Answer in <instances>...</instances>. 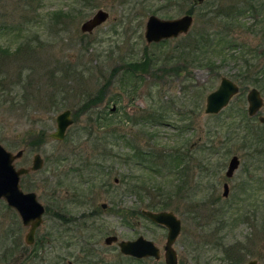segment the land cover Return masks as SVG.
<instances>
[{"label": "rangeland", "instance_id": "1", "mask_svg": "<svg viewBox=\"0 0 264 264\" xmlns=\"http://www.w3.org/2000/svg\"><path fill=\"white\" fill-rule=\"evenodd\" d=\"M206 1L218 0H203ZM220 1L226 4L236 0ZM122 2L78 0L73 4V0H0V144L13 152L24 149L22 158L16 161L17 166L30 165L35 153L43 157L42 168L24 176L21 188L36 192L39 201L49 204L48 214L36 230L35 245L27 246L23 239L26 230L18 216L0 200V264L117 263L123 255L115 243L104 244L103 239L108 234H115L119 239L142 235L160 248L158 261L152 258L143 263L123 260L124 264H164L162 247L166 228L134 213L136 206L145 209V201L139 202L136 196L127 194L122 199L126 209L111 204L118 201L123 190L122 174H143L141 165L127 170L119 168L112 160L99 163L88 186H83L85 190L78 191L74 197L69 178L64 174L56 187L60 204L53 194L46 196L39 179L43 174L70 171L86 158V161L93 160L102 146H96V140L101 139L105 144L104 135L127 136V139H118L115 152L130 144L141 150L156 144L159 151L163 150L162 146H177L183 139L175 136L177 132L170 123H187L193 129L182 133L189 142L191 155L187 158L188 173L179 193L180 198L186 197L185 191L190 196L180 200L178 212L172 210L181 220V231L173 244L179 264H230L229 261L239 256L235 252L234 256L227 257L216 249L193 252V242L199 240L200 229L189 206L202 205L199 195L191 198L197 184L202 186L199 189L207 188V194L213 193L220 202L236 199L237 187L246 182L248 171L251 184L261 191L259 194L256 191V197H261L263 207L259 206L261 210L247 223L232 229L229 242L237 244L242 254L239 264L249 259L264 264V230L258 226L264 211V141L259 144L242 141L241 127L228 142L218 134L210 136L219 122V115L222 117L231 110L246 113V93L252 86L241 89L220 113L206 114L207 94L218 87L222 76L231 78L228 71L232 67L229 63L213 66L211 55L192 46L198 29L207 28L209 15L201 10L203 2L196 5L192 0H173L165 7L167 2L148 0L144 6L150 10L136 12L128 10ZM205 5L212 12L214 7L210 3ZM100 8L109 12V19L91 34L82 33L81 24ZM188 12H192L193 23L186 34L164 42H146L144 24L149 14L172 19ZM219 26L221 23L214 19V30H221ZM142 61L144 67L137 73L129 75L126 72L128 63ZM155 84L158 86L154 87ZM100 91L104 96L100 103L88 111L81 107L88 97ZM261 96L263 105L258 114L264 115L262 92ZM150 108L163 113V123L152 126L139 119L142 111ZM64 109H70L75 119L64 141L58 144L46 138L39 143L42 134L54 131L55 118ZM107 112L114 127H105L104 131L98 116ZM247 123L252 132L264 133V124L258 122L257 116ZM146 132L157 135L155 143L149 141ZM210 144L215 151L207 154L205 151ZM59 152H69L71 156L55 170L53 161ZM78 152L82 155L74 157ZM232 155H237L240 164L233 176L226 178V166ZM162 180L169 182L170 178ZM224 182L229 185L227 198L222 197ZM103 203L107 206L105 209L101 207ZM8 228L11 229L9 236ZM85 233L92 235L89 237ZM17 242L19 246L14 253L9 252L1 258L4 248ZM219 244L220 241L211 240L209 247ZM85 245L86 253L82 251ZM34 246L38 250L36 254Z\"/></svg>", "mask_w": 264, "mask_h": 264}, {"label": "trees", "instance_id": "2", "mask_svg": "<svg viewBox=\"0 0 264 264\" xmlns=\"http://www.w3.org/2000/svg\"><path fill=\"white\" fill-rule=\"evenodd\" d=\"M77 1L78 0H73V4H76ZM83 1L84 0H82V2ZM147 1L148 0H123L122 3L127 5L128 10L136 12L140 9L150 10L148 6H144ZM162 1L167 2V0ZM171 1L167 2L164 6L168 7ZM207 3H210L214 7L212 9L214 14L207 10V5H205ZM200 7L202 11H205L209 15L206 21L207 28L198 29L192 46H194V48H201L203 54L211 55L214 59L212 62L213 66L218 65L222 67L226 63L231 64L232 68L228 71L229 76L240 85V90L246 89L247 86H252L259 89L264 95V0H236L235 2L231 1L226 4H222L220 0L213 2L206 1L203 2ZM214 19H217L218 22L221 23V30H214ZM143 64V61L130 62L126 66V72L129 75H133L137 73L138 69L144 67ZM157 86L156 84L154 85V87ZM103 97L100 91L97 95L91 98L88 97L81 107H86L88 111L100 103ZM234 112H236V114H234ZM106 114H108V112L105 114L101 113V115L98 116V121L101 124L100 128L104 129V131L105 127H114ZM218 117L219 122L214 126L215 130L211 132L210 136L216 137V134H218L225 142H228L233 136L234 131L241 127L244 131L239 132L243 133L241 135L242 141L251 144H259L264 141V133H254L252 132V128L248 127L247 122H250L254 117H249L245 111L231 110L222 117L220 115ZM237 117H239L238 121H236ZM139 119L144 122H150L152 126H156L163 123L165 116L163 113L156 112L150 108L149 110L142 111ZM169 125H172L175 132H177L175 136L183 139V142L177 144V146H173L172 144L171 146H162L163 150L159 151V149L156 148V144L154 147H149L148 150H141L130 144L127 146L125 145V147L121 146L123 148L115 152L118 148L116 146L118 139H127V136H121L120 134H114L112 136L104 135L102 138L105 140V144H103L101 139L96 140V146L102 145L99 147L98 153H96L98 154L97 157H93V160L90 161H86L87 158L85 160L79 158L81 162L70 171L63 170L60 173L43 174L39 179L41 187L46 196L48 194L50 197L51 194H53V197H55L57 201L56 187L61 182V177L64 174L69 178L68 184L71 187L72 196L74 197L78 191L85 190V188H82L83 186H88L96 173L97 164L99 163L112 160L119 168H126L127 170H133L141 165L142 167H140V169L144 172L143 174L140 173L138 176L126 175L125 173L122 174L121 182L124 186L123 190L120 193L118 201H112L111 204L126 209L127 207L124 206L122 199L127 194H133L137 197L139 202L145 201L143 204L145 209L173 210L178 212V203L180 200L190 196V194L188 195L185 191L186 197H179L181 195L179 194L181 188L184 186V178L188 173L189 160L187 158L191 155L188 148L189 142L186 138L182 137V133L189 132L187 130L191 131L193 129L189 127L187 123H170ZM210 131H208V133ZM146 133L149 141L155 143L157 135L151 132ZM252 150L254 153L255 150ZM214 151V146L210 144L208 145V151H205V153L212 154ZM253 153L249 154L253 155ZM58 154V158H54L53 161L55 170L59 167V163L68 160L71 156L69 152H59ZM80 154V152H78V154L75 153L74 157ZM102 160L104 161L102 162ZM249 172L250 171L247 172L246 182L237 187L239 189L235 195L237 198L233 199L236 200V202H233V200L229 201L228 199L220 202L213 193L207 194V188L199 189L202 188V186L196 185V191L191 194V198H197L199 195L202 197L199 199L202 205L193 204L192 207L189 206V209H192L195 213V222L200 229L198 234L199 240L193 242V252L197 251L198 253V251L200 249L203 250V248L206 252H211L216 249L220 254H224L227 257H230V255L234 256L236 252L239 256H235L229 261L230 264H239L240 261L242 262V254L239 252L237 244H231L229 242L230 233L232 229L239 224L247 223V221L252 218V215H256V213L261 210L259 206H261V208L263 207L261 204V197H256V191H258V194L261 191L258 187L251 184L252 179L248 178ZM149 176L152 177L153 180ZM53 177L55 179L51 181ZM165 178H170L169 182L162 180ZM51 183L53 184L51 185ZM114 197L115 195L113 196L115 200ZM57 202L60 204V200ZM61 205L64 207V204ZM141 209H143L142 206H136V208H134V213L141 216ZM48 211L49 208L46 207V212ZM263 212L264 211L260 214L258 226L264 230ZM99 230H101V228H99ZM84 235L90 237L92 234L85 233ZM211 240H214L216 243L220 241L219 246L209 247ZM233 247L235 250H232ZM85 250L87 249L85 248ZM123 260L136 263H143L145 261V259L121 256L117 263L110 264H124L125 261L123 262Z\"/></svg>", "mask_w": 264, "mask_h": 264}, {"label": "water", "instance_id": "3", "mask_svg": "<svg viewBox=\"0 0 264 264\" xmlns=\"http://www.w3.org/2000/svg\"><path fill=\"white\" fill-rule=\"evenodd\" d=\"M194 3H201L203 0H193ZM109 18V12L98 9L90 18L85 20L80 30L84 34H91L94 29L102 25ZM193 22L190 14H184L173 19H161L154 14H149L145 21L144 38L147 43L159 42L164 39L174 38L186 34ZM239 91V86L228 77H221L218 87L211 91L205 99L206 114H217L227 106L230 99ZM247 114L255 116L263 105L260 91L251 87L246 94ZM258 121L264 124V115H258ZM73 123L71 111L66 109L56 116V128L49 134L55 140H62L66 129ZM23 149L15 152L7 150L0 144V199L15 209L21 218L24 226L28 228L25 234V242L32 244L35 241V230L43 220L44 205L37 198L34 191H24L20 186L21 176L36 172L42 168L43 158L39 153L33 155L29 166L16 167L14 162L21 158ZM239 158L232 155L227 163L225 176L231 178L239 166ZM229 193V186L223 183L222 196ZM105 206V204H103ZM141 214L151 222L162 225L167 229L165 243L163 245L165 264H178L177 253L173 243L181 230V220L172 211H153L142 209ZM105 245L115 243L121 254L136 259L147 257L160 258V249L150 239L140 235L135 239H119L116 235L110 234L104 237ZM244 264H257L256 259H251Z\"/></svg>", "mask_w": 264, "mask_h": 264}, {"label": "flooded vegetation", "instance_id": "4", "mask_svg": "<svg viewBox=\"0 0 264 264\" xmlns=\"http://www.w3.org/2000/svg\"><path fill=\"white\" fill-rule=\"evenodd\" d=\"M147 19V18H146ZM175 38V37H174ZM170 39V38H169ZM165 40H167V39H164V40H161V41H159V42H164ZM159 42H157V43H159ZM150 44V43H149ZM70 110V109H69ZM71 111V110H70ZM58 115V114H57ZM71 118H72V120H73V122L75 121V119L72 117V111H71ZM55 123H56V118H55ZM73 124V123H72ZM71 124V125H72ZM70 125V126H71ZM69 126V127H70ZM68 127V128H69ZM55 128H56V126H55ZM67 128V129H68ZM67 129H66V131H67ZM65 131V136H64V138L62 139V140H55V139H52V138H50L49 137V135H41V138H40V141H39V143H41V142H43L44 141V139H49V140H53V141H56L58 144H61L63 141H64V139H65V137H66V132ZM51 133V132H50ZM49 133V134H50ZM21 149H23V148H21ZM23 153H24V149H23ZM58 156H59V154L57 153L56 155H55V158H58ZM22 158V157H21ZM21 158H19L18 160H20ZM43 158V157H42ZM18 160H16V161H18ZM16 161L14 162V164H15V166L16 167H21V166H24V167H26V166H29V165H19V166H17L16 165ZM32 161V160H31ZM31 164V163H30ZM39 171V170H38ZM37 172V171H36ZM32 173H35V172H32ZM32 173H30V174H32ZM28 175V174H27ZM27 175H24V176H27ZM24 176H21V179H20V186H21V180H22V178L24 177ZM117 181V179L115 178L114 179V182H116ZM41 202V201H40ZM42 203V202H41ZM5 204H6V202H5ZM43 204V203H42ZM103 204H105V203H103ZM103 204L101 205V207L103 208V209H105L107 206H106V204H105V206H103ZM7 205V204H6ZM44 205V204H43ZM8 206V205H7ZM10 209H12L14 212H15V214L18 216V218H19V221H20V223H21V226L26 230L25 231V233H24V235H23V239H24V242H25V234L27 233V231H28V228L26 227V226H24L23 225V223H22V221H21V218H20V216L18 215V213H17V211L15 210V209H13L12 207H10V206H8ZM46 207L47 208H49V204H46V205H44V214H43V217H44V215H47L48 213L46 212ZM117 207H120V206H117ZM114 211L116 212V210L114 209ZM42 222H43V220H42ZM153 223V222H152ZM42 224V223H41ZM40 224V225H41ZM155 224V223H154ZM157 225V224H156ZM158 226H162V225H158ZM162 227H164V226H162ZM165 228V227H164ZM11 229H12V227H11ZM11 229L10 228H8L6 231H7V236H9V234H10V231H11ZM38 229V228H37ZM36 229V230H37ZM36 230H35V233H34V237H35V234H36ZM181 231V230H180ZM166 233H167V229H166ZM180 234V233H179ZM109 235V234H108ZM179 236V235H178ZM166 238V237H165ZM151 240V239H150ZM153 241V240H152ZM176 241V240H175ZM9 242V241H8ZM154 242V241H153ZM35 243H36V237H35V241L32 243V244H27V246H31V245H35ZM155 244V243H154ZM174 244V243H173ZM156 245V244H155ZM19 246V243L17 242V243H13V244H9L8 246H6L5 248H4V254L2 255V257L1 258H3L4 257V255H7L9 252H12V254L14 253L13 252V250H16L17 249V247ZM157 246V245H156ZM36 246H34L33 247V251H35V252H33V253H37V251L38 250H36V248H35ZM158 247V246H157ZM85 248H86V245L84 246V249H82V251L85 253L87 250H85ZM174 248V247H173ZM87 249V248H86ZM160 249V248H159ZM162 249H163V247H162ZM176 251V250H175ZM177 253V252H176ZM163 254H164V251H163ZM11 257V256H10ZM160 257H161V251H160ZM150 258H152L153 260H155V261H158V260H160V258L159 259H155L154 257H147L146 259H150ZM177 259H178V255H177ZM249 260H251V259H249ZM249 260H247L246 262H248ZM163 262H164V255H163ZM246 262H244V263H246ZM244 263H242V264H244ZM257 263H258V261H257ZM164 264H165V262H164ZM178 264H179V260H178Z\"/></svg>", "mask_w": 264, "mask_h": 264}]
</instances>
